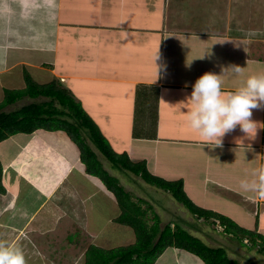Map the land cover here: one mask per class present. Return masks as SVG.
I'll list each match as a JSON object with an SVG mask.
<instances>
[{"label": "crops", "instance_id": "obj_1", "mask_svg": "<svg viewBox=\"0 0 264 264\" xmlns=\"http://www.w3.org/2000/svg\"><path fill=\"white\" fill-rule=\"evenodd\" d=\"M158 48L161 59L156 63L163 65L159 77L154 63ZM232 66L241 72L236 74ZM26 72L40 84L58 81L70 89L117 154L145 161L156 176L182 179L197 205L264 235V199L240 187L241 180L252 179L264 165V108L253 110L255 137L237 125L222 138V147L205 145L186 119L192 85L205 72L220 75L224 92L235 91L251 75L264 74V0H0V102L6 89L26 86ZM22 99L5 110L13 111ZM55 133L66 134L39 129L16 134L10 143L13 149L36 147L43 155L42 174L64 178L63 198L43 213L46 205L29 209L17 197L10 208L13 197L0 194L5 202L0 213L11 212L10 221L0 220V240L19 247L28 264H56L66 256L61 247L58 257L40 249L32 233L41 225L62 238L72 235L69 261H77L73 252L82 247L79 239L84 251L92 242L105 247L134 243V229L115 221L121 208L115 198L112 201L113 194L108 197L104 185L80 164V153L72 157L53 138ZM3 150L2 155L8 152ZM78 176L82 179H75ZM137 178L135 186L125 188L133 192V200L144 201L151 223L157 214L162 226L179 225L209 245L225 247L240 261H251V255L253 261H264L253 242L242 243L227 234L219 228V219L193 215L170 192L155 186V196L147 198L149 183ZM110 205L117 211L95 226L98 210ZM14 217L22 223H13ZM157 264L205 263L171 246Z\"/></svg>", "mask_w": 264, "mask_h": 264}, {"label": "trees", "instance_id": "obj_2", "mask_svg": "<svg viewBox=\"0 0 264 264\" xmlns=\"http://www.w3.org/2000/svg\"><path fill=\"white\" fill-rule=\"evenodd\" d=\"M26 86L22 89H6L5 97L0 102V143L19 133H33L43 128L49 131L64 130L81 149V158L87 171L100 177L107 188L117 197L121 214L115 221L131 226L136 234V241L131 244L106 248L90 244L85 253L84 264H157L160 255L168 247L186 249L203 259L205 264H244L238 258L229 255L222 246L207 244L189 230L168 222L161 225L156 214L153 222L149 221L148 208L126 190L119 177L110 174L100 160L97 152L86 139L90 138L101 152L112 162V166L124 173L132 172L141 176L146 182L170 192L172 196L184 204L193 214L211 220L219 219L225 226L227 234L236 236L243 243L250 238L252 247L264 253V235L255 230L239 225L232 218L205 209L197 205L186 193L183 180H167L151 173L144 162H134L128 155L117 154L107 138L100 131L94 119L82 107L72 91L58 81L46 84L38 83L25 73ZM29 95L33 98L44 96L48 99L39 103L31 102L13 111H6L5 106ZM85 133L87 137L85 136ZM4 166L0 158V194L7 193L4 183ZM176 228V229H175ZM248 235V236H246Z\"/></svg>", "mask_w": 264, "mask_h": 264}, {"label": "clouds", "instance_id": "obj_3", "mask_svg": "<svg viewBox=\"0 0 264 264\" xmlns=\"http://www.w3.org/2000/svg\"><path fill=\"white\" fill-rule=\"evenodd\" d=\"M160 59L161 55L158 48V51L154 54V63L156 65L158 77L160 75V70L163 67V65H159L156 63V61ZM231 69L236 74H239L242 68L239 66H232ZM187 86L188 85L185 84V87ZM189 99L191 100L192 107L187 112V122L191 129L198 133L205 145L210 144L214 147H222V138L226 133L234 130L237 125L240 126L242 132L247 135L254 134L255 137L257 123L252 120V115L254 109L264 108V74L251 75L247 78L246 82L235 91L224 92L222 91V80L220 79V75L212 72H205L192 85V91ZM86 140L98 155L99 153L102 154L101 150L96 146V144H94L92 139L88 138ZM65 160H68V158H65ZM80 164L85 167V171L89 175V177L97 179L100 183H102L104 185L103 190L107 189V191L113 194L115 200H117L116 195L107 188L100 177L92 175L87 171L86 164L82 161L81 158V149ZM3 166L5 167L3 179L5 185L7 186V183L5 181L7 166L4 165V163ZM110 174L112 173L110 172ZM252 176L253 178L250 180L243 179L240 181L241 189H243L244 191L255 192L260 199H264V165H261L259 168H257L253 172ZM117 177L120 178V176ZM29 209L31 208L29 207ZM217 223L218 225H220V229H225V226L221 224L220 220H218ZM248 239L249 242H246L245 240L244 242L250 244L251 239ZM92 243L97 244L95 242ZM87 248L85 249V252L82 256L84 263ZM71 257L72 256H69V258ZM61 258H65L67 261H69V258L67 256H61ZM50 262L51 261H49V263ZM0 264H27V261L23 251L19 247L9 243L8 241L0 240Z\"/></svg>", "mask_w": 264, "mask_h": 264}, {"label": "rangeland", "instance_id": "obj_4", "mask_svg": "<svg viewBox=\"0 0 264 264\" xmlns=\"http://www.w3.org/2000/svg\"><path fill=\"white\" fill-rule=\"evenodd\" d=\"M42 97L43 96H38V97L33 98L29 95H26L25 98H23L21 100V102H23L26 105V104L31 103V102L39 103V102H42V101H45L48 99V98H42ZM21 102H19V103H21ZM18 104L15 106L14 110L18 109L20 107V105H18ZM52 135H53V138H55V140H57L61 144V146L64 147L65 150L72 157L76 158L79 155L80 147H78V145L72 139H70L67 134H62V136H60L59 134L55 133ZM85 136L87 137L86 133H85ZM12 138L16 139V136L8 138L7 140H3L0 143V151L4 149L3 154L6 151H8L4 155H2L0 152V155H1L0 158L2 160V163H4V165L7 166L6 169H8V171H9V173L6 175V177L8 179V182H7L8 192L6 193V196H7V198L13 197V201L8 203L9 207L11 208L14 206V204H15V203H13L14 199L17 197V199L23 200V203L26 204L27 207H39V206L43 207L44 205H46L48 208H44V210L42 209L43 211L41 210V212H43V213H47L48 211H51V209L53 210L56 206L55 203H58L63 198L64 191L62 188L64 185V181H63L64 178L63 177L61 178L60 176L58 177L56 175H53L51 177L50 174H48V175L42 174V172L39 170L40 165H41V163H39L40 162L39 158L42 157L43 155L40 156L39 153L37 154V152H35V151H37L36 147H28L26 149H21V148L19 149L18 147H16L13 149L12 148L13 144L10 143V140ZM20 140H22V138ZM13 142H14V145L17 146V144H15L16 141H13ZM33 146H34V144H33ZM46 146L48 147L47 144H46ZM11 148H12V150H11ZM45 155L46 154H44V157H45ZM99 157H100L101 161L104 163L105 167L108 170H110V172L112 174L120 176L122 183L126 188L131 187V186L133 187L136 185L135 179H138L137 175H135L132 172L123 173V172L113 168L112 163L106 158V156L103 153L102 154L99 153ZM5 160H7V161L5 162ZM9 160L13 161V162L11 164H7V162H9ZM10 165H11V167H10ZM75 179L78 180V179H82V178L80 176H78ZM144 183H146V182H144ZM146 185L149 187L150 193H151L152 187H155V186H152L151 184H147V183H146ZM26 189L28 190V192L26 191ZM156 189H159V188H156ZM159 190L164 191V189H159ZM131 193H133V192H131ZM106 194L108 195L109 198L111 197L110 196L111 194L109 191H107ZM145 195L148 198L151 196H155V193L145 194ZM170 197H172V196H170ZM25 201H27L28 203H26ZM112 201L115 202L114 197L112 198ZM113 202H111V203H113ZM4 203H5L4 201H0V204H4ZM64 204L65 203H62L61 205H64ZM49 205H51V206H49ZM7 209H8V207H7ZM9 210H8V213H6V212H5V214L0 213V220L10 221L11 212ZM106 210L107 209H99L98 210L99 213L96 214L95 226L98 224L99 221L106 219L105 216H107V214L115 213L117 211V206L112 207L110 205L109 209L107 211ZM189 212H190V210H189ZM16 218L17 217H14L13 223H15V224H20V222L22 223V220L20 221L19 218H17V219ZM42 218H43V215H42ZM0 223L2 224V221H0ZM13 223H11V224H13ZM1 224H0V227H2ZM3 225H5V224H3ZM7 225H9V224H7ZM36 225H37V222H34L31 226V228L35 227ZM113 225H116V224H113V223L110 224V226H113ZM216 232L220 236L221 235L225 236V234L223 232H219V231H216ZM41 233H44V234L42 235ZM32 236H33L32 238H34L37 241L36 243L40 247V249L41 250L44 249L43 251H45L46 255H48L49 257L50 256L51 257H58L59 251L57 248L61 247L62 251L67 252L66 256L69 258L68 247H70V246L67 242L68 241L71 242L72 239L70 237L72 235H67V237L63 236V238H62L61 234L51 232V231H47L41 225L40 231L37 230L36 232H33ZM79 240H80V242H78L77 244L79 246H82V247L78 248L77 250H75V252H73L77 257V261H67L65 258H60L59 261H55V262L58 264H84L83 257H82L83 256L82 253L84 251V242L82 239H79ZM118 242H120L119 238H118V241L116 243H118ZM245 245L247 246V248L249 247L248 244H245ZM114 247H116V246H114ZM107 248H113V247H107ZM260 254H263V253L261 252ZM262 257H264V256L262 255ZM249 259L251 261H241V262L244 264H264V261H253L254 255H251V257H249Z\"/></svg>", "mask_w": 264, "mask_h": 264}, {"label": "bare ground", "instance_id": "obj_5", "mask_svg": "<svg viewBox=\"0 0 264 264\" xmlns=\"http://www.w3.org/2000/svg\"><path fill=\"white\" fill-rule=\"evenodd\" d=\"M1 13H2V12H1ZM55 149H56V148H55ZM46 154H47V153H46ZM51 154H52V153H51ZM54 155H55V154H54ZM53 157H54V156H53ZM55 157H56V156H55ZM9 162H10V161H9ZM72 168H73V167H72ZM8 173H9V171H8V169H6V174H5V181H6V183L8 182V179H7V177H6V175H7ZM9 178H10V177H9ZM206 197H207V196H206ZM208 197H209V196H208ZM208 197H207V198H208ZM202 199H203V198H202ZM206 202H208V201H206ZM209 203H210V201H209ZM211 204H212V203H211ZM213 204H216V203L213 202ZM94 214H95V213H94ZM94 216H95V215H94ZM91 218H92V217H91ZM91 218H90V219H91ZM16 219H17V218H16ZM90 221H91V220H90ZM162 223H163V222H162ZM175 229H176V228H175ZM236 236H237V235H236ZM236 236L234 237V235H233L234 238H236ZM246 236H248V235H246ZM233 237H232V238H233ZM248 237H249V236H248ZM234 238H233V239H234Z\"/></svg>", "mask_w": 264, "mask_h": 264}, {"label": "built area", "instance_id": "obj_6", "mask_svg": "<svg viewBox=\"0 0 264 264\" xmlns=\"http://www.w3.org/2000/svg\"><path fill=\"white\" fill-rule=\"evenodd\" d=\"M245 241H246V242H249V239H248V238H246V239H245Z\"/></svg>", "mask_w": 264, "mask_h": 264}]
</instances>
